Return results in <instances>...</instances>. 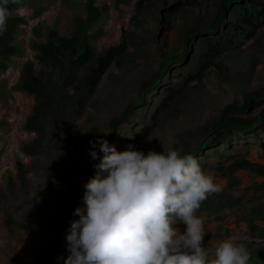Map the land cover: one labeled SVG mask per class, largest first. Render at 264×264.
<instances>
[{"label": "rangeland", "instance_id": "1", "mask_svg": "<svg viewBox=\"0 0 264 264\" xmlns=\"http://www.w3.org/2000/svg\"><path fill=\"white\" fill-rule=\"evenodd\" d=\"M137 1L125 4L120 0H96V6L106 8L94 26L95 30H102V36L94 43V57L85 65H63L51 56L38 55L30 42L45 43L46 31L53 27L69 38L78 18L86 16V0H39L12 12L24 17L26 23L20 26L15 41L24 54L12 57L7 73L0 76V264H37L39 251L55 245L61 212L77 196L63 224L65 246L53 260L67 258L66 236L71 223L79 219L74 212L85 206L84 185L95 176L94 165L99 163L89 155L90 141L106 139L118 152L133 145L145 154L149 150L162 153L168 149H182V155L190 154L220 121L226 107H241L245 96L252 92L264 97V22L254 29L251 38L236 28L237 42L223 46L222 53L213 59L202 77L186 82L207 60L204 54L209 34L198 33L185 44L186 35L210 27L224 0H143L140 9L136 7ZM175 4L182 6L173 12ZM39 7L47 10L37 17L34 9ZM54 7L56 10L47 15ZM232 10L226 14V27L239 18V11ZM114 24L119 32L117 40L111 32ZM36 26L42 29L41 38L33 35ZM227 31L228 28L217 34L221 36ZM122 42L127 45L125 54L115 59L95 92L89 94L86 81L98 57L106 48ZM185 52L184 63L172 64L155 89L143 90L156 79L164 59ZM29 60L41 82L39 103L33 96L13 91ZM64 67L71 80L67 82L68 89L61 92ZM168 96V106L162 107ZM80 99L84 102L78 105ZM129 106L134 108L124 116ZM263 109L264 100H256L248 114L230 112L228 117L247 121ZM29 119L35 131L27 128ZM13 136L19 141V150L11 158L8 151ZM240 138L237 144L220 145L195 156L204 173L212 175L223 189L204 202L235 204V208L221 207L222 219H230L215 225L222 230L231 219H239L240 211L264 207V178L245 171L234 175L230 172L236 162L244 160L264 165V131ZM2 159L7 160L3 165ZM204 202L196 213L199 217L207 209ZM8 216L14 225L7 224ZM175 226L181 233L186 227L180 222ZM205 231L203 243L212 237L209 229ZM236 236L233 233L232 237Z\"/></svg>", "mask_w": 264, "mask_h": 264}, {"label": "clouds", "instance_id": "2", "mask_svg": "<svg viewBox=\"0 0 264 264\" xmlns=\"http://www.w3.org/2000/svg\"><path fill=\"white\" fill-rule=\"evenodd\" d=\"M8 3L0 0V33ZM89 143L99 163L84 185L85 206L74 212L79 219L66 236L64 264H248L247 247L233 238L219 242L211 257L203 246L204 221L196 213L223 189L191 154H145L133 145L118 152L103 138ZM178 222L186 226L182 233Z\"/></svg>", "mask_w": 264, "mask_h": 264}, {"label": "trees", "instance_id": "3", "mask_svg": "<svg viewBox=\"0 0 264 264\" xmlns=\"http://www.w3.org/2000/svg\"><path fill=\"white\" fill-rule=\"evenodd\" d=\"M39 0H19V3H14L9 0L8 11L9 17L7 19V30L0 33V76L7 73L9 66L12 62V57L23 56L24 51L15 43L16 36L19 33V28L22 24H25V18L20 16L12 15L14 10L20 7L26 6L28 4L32 5ZM56 0H47V2H55ZM121 2L128 4L132 0H120ZM190 4V2H185ZM143 6V0H138L136 2V7L141 8ZM182 5L175 4L172 7L173 12L181 8ZM237 9L239 12V18L235 23H230L228 27L226 25L229 22L226 19V14L229 9ZM47 7H39L34 9V14L39 17L45 11ZM106 8H100L96 6V0H86L85 3V17H80L76 21L72 34L69 38L61 36L56 27L48 28L46 31V42L40 43L36 40H31L30 45L33 51H36L38 55H43L46 57L51 56L57 61L63 63H70L71 65H85L92 59L95 55V45L96 40L102 36V30H95V25L102 18L103 12ZM232 10V11H233ZM264 22V0H224L217 12L214 23L206 28L205 30H193L186 35L185 44L195 37L198 33H207L209 37L206 42L208 46L204 57L207 59L203 62L195 75H189L186 82H191L202 77L203 73L207 70L209 66L213 64V59L220 55L223 50V46L231 42L235 44L237 42L236 28L242 29V35L247 38H251L254 34V29L258 28ZM228 28V31L223 35L219 36L218 31H224ZM34 37H42V29L40 26L33 28ZM126 43L122 42L119 45L110 46L106 48L105 52L100 55L97 59L96 67L93 69L92 73L87 77L86 86L88 87L89 94L95 92L102 76L113 64L115 59L121 57L126 52ZM187 52L182 56L175 58L164 59L163 64L160 68L156 79L143 87V90H153L161 82L162 78L165 76L168 68L172 64L184 63L187 59ZM41 62L43 59L40 57ZM32 61H27L20 74V79L18 83L13 87V91L25 93L28 96H33L34 99L39 103L41 101V95H39V85L41 84L40 79L33 72ZM71 80V75L68 73L66 67L63 68L62 72V85L61 92L68 89L67 82ZM62 99L64 95L61 94ZM171 100V96L164 98L162 102V107H167ZM256 100H264V97L259 92H252L245 96L244 104L241 107L228 106L224 109L220 121L214 126L212 131L207 134L206 139L196 147V149L190 153L194 158L195 156L203 152L204 150H214L221 146H230L234 143L241 142V136L248 134H257L264 131V109L261 113L250 120H237L229 118L228 114L230 112H237L241 115H246L249 112V108L255 103ZM84 101L80 99L78 105H81ZM134 106H129L124 112V116L129 115L130 111ZM160 109L157 110V113ZM29 119V124L27 128L30 131H35V127L31 124ZM240 136V137H239ZM248 138H251L250 136ZM257 142H261L260 139H256ZM264 148V146H263ZM20 168L22 165L18 163ZM240 171L249 172L256 177L264 178V165L260 163H253L248 160L242 162H236L230 170L231 174L234 175ZM84 176V174H82ZM239 182V179H236ZM264 185V183H263ZM77 199L74 197L69 204L68 209L62 210L61 218L56 226V243L53 247H47L39 251L37 255V264H64V261H55L53 257L57 255L62 248L65 246V233L63 224L69 218L71 211L73 210V205ZM206 205L205 212L202 218L204 222L212 223L222 220L224 215H221V207L228 206L235 208L233 203H222L220 201H208L204 202ZM238 209V208H237ZM239 211V209H238ZM241 216L239 220H244L249 231L255 239L263 240L262 248L259 251L258 262H264V207L263 206H253L246 211H240ZM208 218V219H207ZM14 220L11 216L7 218V224L14 225Z\"/></svg>", "mask_w": 264, "mask_h": 264}, {"label": "crops", "instance_id": "4", "mask_svg": "<svg viewBox=\"0 0 264 264\" xmlns=\"http://www.w3.org/2000/svg\"><path fill=\"white\" fill-rule=\"evenodd\" d=\"M229 220L230 219H222L212 223L204 222V227L209 229L212 234L211 239L209 238L210 240L207 239L208 241L203 243V246L206 247L209 252V256L211 257L214 254V249L219 242L227 238H233L237 243H243L247 247L250 253L248 264H264V262H258V255L263 246V243H261L263 240L255 239L252 236V233L249 231V227L244 220L231 219L230 225L224 226L223 230L222 228L215 227L216 224L224 223L226 221L229 222ZM233 233L236 235L238 234V236L232 237Z\"/></svg>", "mask_w": 264, "mask_h": 264}, {"label": "bare ground", "instance_id": "5", "mask_svg": "<svg viewBox=\"0 0 264 264\" xmlns=\"http://www.w3.org/2000/svg\"><path fill=\"white\" fill-rule=\"evenodd\" d=\"M111 32L113 33L115 40H117L119 37V32H118L115 24L111 26ZM18 126L15 128L16 131H18ZM15 150H19V141L15 136H13L11 138V143L9 146L8 157L12 158ZM5 161H7V160H5Z\"/></svg>", "mask_w": 264, "mask_h": 264}, {"label": "water", "instance_id": "6", "mask_svg": "<svg viewBox=\"0 0 264 264\" xmlns=\"http://www.w3.org/2000/svg\"><path fill=\"white\" fill-rule=\"evenodd\" d=\"M55 10H56L55 7H54V8H51V10H50L48 13H46V14H47V15H51ZM24 135L27 136L26 133H24ZM4 161H5V159H2V165L4 164Z\"/></svg>", "mask_w": 264, "mask_h": 264}]
</instances>
